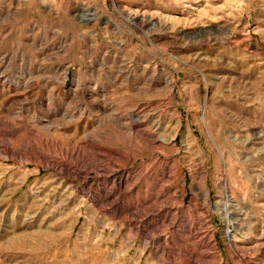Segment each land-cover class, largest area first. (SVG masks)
<instances>
[{"label": "rangeland", "instance_id": "374dc122", "mask_svg": "<svg viewBox=\"0 0 264 264\" xmlns=\"http://www.w3.org/2000/svg\"><path fill=\"white\" fill-rule=\"evenodd\" d=\"M0 264H264V0H0Z\"/></svg>", "mask_w": 264, "mask_h": 264}, {"label": "bare ground", "instance_id": "6f19581e", "mask_svg": "<svg viewBox=\"0 0 264 264\" xmlns=\"http://www.w3.org/2000/svg\"><path fill=\"white\" fill-rule=\"evenodd\" d=\"M134 123H135V121H134ZM226 233H227V235H228L230 238L232 237V233H231V230H230V229H228Z\"/></svg>", "mask_w": 264, "mask_h": 264}]
</instances>
